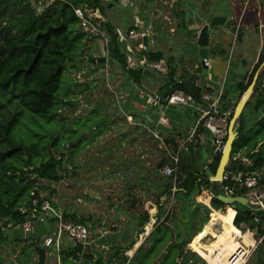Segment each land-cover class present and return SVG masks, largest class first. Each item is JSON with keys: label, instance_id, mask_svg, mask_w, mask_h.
<instances>
[{"label": "trees", "instance_id": "obj_1", "mask_svg": "<svg viewBox=\"0 0 264 264\" xmlns=\"http://www.w3.org/2000/svg\"><path fill=\"white\" fill-rule=\"evenodd\" d=\"M35 1L0 0V249L6 247L8 243L4 228H12L30 218L34 208L32 200L36 199L37 205L44 200L39 193L45 188L42 187V182L47 181L54 186L64 179L68 172L64 162L71 164L70 158L74 154V152L69 155L60 154V135H50L48 139L42 138V130L36 124L30 128V135L33 134L34 138L32 142L24 139L17 141L13 137V130L24 114L28 113L32 123H37L35 118H41L56 125L58 120L64 119L59 117L56 109L61 102L58 100V92L65 72L66 59L71 61L73 58L84 57V52L80 51L81 47L89 48L93 40L79 28L78 19L72 7L87 4L89 7L100 9L106 19L101 25L108 38L104 49L107 52L106 56L109 60L117 61L137 86L142 87V80H145V75L148 73L142 72L139 68L126 69V57L130 51L123 49L119 32L106 14V9L113 7L116 0H57L40 11L35 7ZM142 2L144 1L140 4ZM188 2L192 4L197 1L175 0L171 7L173 15L169 18L174 26L172 36L177 33L181 35L178 37L180 40L184 37H195L194 30L191 28L193 19L188 16L183 7ZM203 3L206 1L203 0ZM141 19L143 21V18ZM144 19L148 21L146 16ZM154 24L153 27L157 22ZM132 27L126 30L125 35ZM154 43L155 40L153 45ZM138 55L149 62L163 60L167 65V73H159L157 76L160 82L158 96L162 104H165L166 97L175 91L191 95L195 103L202 104V94L206 89L198 83V80L204 70L203 67L198 65L192 72L186 70L177 78L174 59L165 57L158 47H148L146 51ZM263 63L264 48L258 55L256 64L245 74L244 80L239 84L240 95L246 90ZM263 82L264 66L257 75L253 91L243 109V111L247 109L246 113L251 118V123H247L243 114L245 112L242 111L237 119V138L232 144L231 156L239 153L240 156L247 158L250 164L246 165L240 159L236 161L231 159L227 167L234 172L237 170L243 173L258 172L259 186H264V86L261 87ZM231 116L232 113L229 119ZM131 117L135 118L134 114ZM101 125L102 123L96 125L99 132L102 130L99 128ZM148 125H150L149 122ZM200 130L195 132L193 142L187 143L186 153L184 154V151L180 153L174 205L180 202L178 216L183 228L177 225V222L173 223L175 230L167 224L169 211H166V205L171 194V183L169 179L159 176L157 172L159 167L169 163L167 151L175 150L179 145L176 140L179 134H168L165 138L161 137L165 148L161 149L163 156L157 162L155 169L156 180L164 185L156 195L154 203L135 218L136 225L130 227L132 235L124 243L125 246L115 245L110 248L106 256L94 259L93 255L82 251L80 245L73 247L67 242V246L60 251L61 262L77 264L81 256L87 260V264H213L220 253H227L239 246L240 238H243L247 246L254 243L251 233L243 232L245 228L241 225L246 228H256L258 238L262 236L264 213L253 209L250 205L237 204L232 207L221 203L216 198L217 191L214 190V183L210 182L206 173L198 168V165H207L211 172H214L220 157L218 153L210 157V163H203V158L198 153L202 145L196 143ZM64 154L67 159H64ZM219 184L222 188V184ZM202 189L203 192H201ZM220 192L219 194L223 193L222 189ZM193 193L199 194V199L207 205L206 214L213 211L210 217H227V224L214 235V241L205 243L207 237L202 238L213 225H208L211 218L206 223L207 216L199 210L201 205L191 200ZM190 201L196 206L190 208ZM131 202L134 203L132 200ZM52 206L57 209V205L52 204ZM17 209H20V212H17ZM64 216H69L68 218L76 223L88 222L82 218L77 219L75 214L64 213ZM255 216L260 218V223H254ZM197 217L198 221L194 223L193 220ZM151 218L158 223L128 261L125 252L132 247L137 234L143 230L144 225ZM45 221L53 225L57 219L47 216ZM51 230L47 235L51 234ZM193 235L195 236L192 238ZM36 245H40V239L24 242L14 260L9 264L28 263L29 252L34 251L33 247ZM253 255L255 257L253 264H264V237ZM21 256L24 258L21 259ZM1 257L0 250L2 263Z\"/></svg>", "mask_w": 264, "mask_h": 264}, {"label": "rangeland", "instance_id": "obj_2", "mask_svg": "<svg viewBox=\"0 0 264 264\" xmlns=\"http://www.w3.org/2000/svg\"><path fill=\"white\" fill-rule=\"evenodd\" d=\"M196 1V3L191 4L188 2L185 6L183 5L190 18H192L194 11L205 14L204 8H206L205 12L207 13L209 10L207 8L213 6L216 14L226 16V23L218 29L233 33L234 42L232 43L234 48H232L233 53L232 51L231 53L233 55L239 53L243 55L244 53L251 56L255 54L257 47L260 46L258 40V35L261 33L259 21H263V19L259 20L256 17V11L252 9L251 1L254 0H249L248 7L246 6L244 10L243 4L247 0H205L206 3H203V0ZM168 2L169 0H144L141 4L135 2V5L128 6V4H121L120 1L116 0L113 7L106 9V14L111 23L113 18L116 21L119 19V23L117 22L119 28L115 29L121 37L130 26L139 24L141 18H143L141 24L144 28L148 22H157L154 29L156 28L157 31L162 29L164 36L153 39L155 40L154 47L158 45L164 50L165 57L169 56L174 59L176 65L175 76L179 78L186 70L189 72L193 70L189 69V62L181 54L182 48L187 46L188 38L191 39V37H184L180 40L178 37L181 35L176 33L175 36H172V28H170V25L168 26L163 18L164 16L172 17L173 15L170 8L171 0L170 4ZM145 16L148 21L144 19ZM240 16H242L241 19H239ZM195 27L197 26L195 25ZM121 37L119 36L120 39ZM93 45L96 52L99 53L98 45L96 43H93ZM94 49L83 46L80 51L84 52V57H90ZM100 56H102V53ZM82 58H73L71 61L68 58L66 59L65 72L58 92V100L61 102L56 109V112L60 115L59 117L64 119L58 120L57 127L53 122H46L41 118H35L37 123H32V119L26 112L28 116L26 114L21 116L20 122L13 130V137L17 141L24 139L32 142L34 138L33 134L30 135V128L33 124H36L42 130V138L48 139L50 135L59 134L61 140L59 153L69 155L74 152L70 158L71 164H67V161L64 162L68 172L65 178L56 185L53 186L47 181L42 182V187L45 188L39 191L40 197L57 205L58 215H60L62 221L73 222L68 218L69 216H64V213L67 215L75 214L77 219L82 218L85 222L87 220L86 225L89 226L91 231V244L95 241L96 233L100 232L101 235L103 232L105 235L114 237L117 240L116 243L123 247L131 236L130 227L136 225L135 218L141 215L146 207L149 208L154 203L156 195L164 185L155 178L156 164L163 156L161 137L165 138L168 134H179L176 140L180 143L186 137V131L193 129L199 115H194L192 110L190 111L187 108L180 113L178 111L180 107H176V110L173 106L168 105L161 107V109L154 108L155 111L158 110L157 117L163 115L173 120L175 128L179 131L169 130L160 133L154 124L150 123L148 125L146 119L148 115L146 116L145 111L139 115V113L129 108L122 91L128 89L130 78L117 61L107 58L105 63L92 64L89 61H83ZM233 65L230 62L229 66ZM178 66L183 67L180 68L179 72L177 71ZM78 75L80 78L77 77ZM118 75H120V85L112 87V83ZM232 76L233 68L229 67L226 69L224 76L226 87ZM243 112H245L243 113L245 120L250 124L251 118L246 113L247 109ZM132 114L135 117L133 119ZM98 123H102L99 127L102 129L101 132L97 129L96 125ZM200 131L203 135L204 145L201 144L198 138H196V143L202 145L198 153L202 156L203 163L206 164L209 163L212 156L213 139L208 131L204 129ZM78 145L79 147H77ZM210 150L211 152H209ZM183 153L185 154L186 151ZM64 159H67L66 155ZM206 159H208L207 162H205ZM220 189V184L214 183V190L217 191V194L221 193ZM203 191L202 189L201 192ZM191 198L194 203L201 205L199 210L207 216L206 223L211 218L208 225H213V228L220 232V228H223L228 222L227 217H220L219 220H217V216L210 217L209 213L206 214L205 207L207 205L199 199V194L194 195L193 193ZM192 201L189 202L191 204L190 208L196 206ZM179 203L177 202L176 206L173 203L174 206L168 210L169 219L167 224L173 230H175L174 222H177V225L183 228L178 216ZM89 218L91 220H88ZM28 219L30 220V218ZM197 221L198 217L193 220L194 223ZM57 223V221L53 225L47 221L44 224L36 223L34 232L26 236L20 229L4 228L8 243L6 247L0 249L2 254V263L0 262V264L12 262L22 244L30 240L27 238L36 237L37 239H35H40L41 243L43 237L51 229L52 234ZM74 223L76 222L74 221ZM214 229L209 230V232L217 234L218 232L216 233ZM209 238L210 236L206 238L207 242L205 243L211 240ZM254 238L258 240V234H254ZM64 243L60 247V251L67 246V242ZM98 243L99 248L101 240H98ZM89 246L85 248V253H90ZM29 253V262L25 264H35L37 260L36 253L34 251ZM227 253H220L217 259H224ZM20 258L23 259L24 257L21 256ZM254 261L255 257L252 255L248 264H253ZM45 264H57L56 255L47 256Z\"/></svg>", "mask_w": 264, "mask_h": 264}, {"label": "built area", "instance_id": "obj_3", "mask_svg": "<svg viewBox=\"0 0 264 264\" xmlns=\"http://www.w3.org/2000/svg\"><path fill=\"white\" fill-rule=\"evenodd\" d=\"M57 0H36L35 7L38 11H40L45 6L53 3ZM121 4L135 5V2H141L144 0H118ZM175 0H169L170 8L172 7ZM74 15L78 19L79 28L86 33L87 37L90 39H96L101 43L102 55L106 56L107 52L105 46L108 43V38L102 29V23L106 21L105 17L102 15L99 8L89 7L87 4L78 5L76 7H72ZM242 16L239 17L241 19ZM165 22L170 25L172 28V33L174 31V27L172 26V22L170 21L169 16L163 17ZM139 20V19H137ZM138 22V21H137ZM142 20H139V24L133 25L131 29H129L123 39L122 46L123 49H128L129 55L126 57V69H154L160 74L167 73V65L164 61H154L149 62L145 59H142L140 54L142 51H146L148 47H151L153 44V38L155 36L154 27L148 23L144 28L142 26ZM123 38V36H122ZM121 38V40H122ZM137 54V56H136ZM95 56V55H93ZM200 65V64H199ZM204 65L207 67L209 65L208 61H204ZM77 77L80 78L78 75ZM264 86V82L261 84V87ZM220 93L217 95H211V93L205 91L202 94L201 102L202 104H196L191 95L184 94L181 91H175L171 93L168 97H166V105H183L185 107H193L194 104L200 107L201 115L197 121L198 129H204L208 131L212 136V156H216L218 153L221 154L225 138L227 135V125L229 117L232 113V110H221L219 107L220 102ZM152 102L155 104H162L160 102V97L158 95H153ZM197 129V130H198ZM195 133H189V135L181 141L178 147L173 151H167L169 157V163L164 164L157 169L158 175L169 179L171 183V194L168 198V202L166 205V211L170 209V207L174 203V193L177 188V174L179 172V161H180V153L183 151H187L188 146L187 143L193 142L195 138ZM202 144V143H201ZM236 161L240 159V161L244 164H250V161L240 156L239 153H236L231 156L228 161ZM211 162V158L209 163ZM228 164L226 165L222 177V191L223 194L227 196H244L248 200V205L255 207V209L260 210L264 213V186H259V173L251 172V173H243L242 171L237 170V172L228 169ZM38 202L36 199L32 200V205L34 208L30 213V220H25L17 227L14 226L9 229H20L23 234L26 236L32 232H34V227L36 223L45 222V217L55 218L57 219V224L54 226L52 234L46 235L41 240L40 245L48 249L49 252L46 253V257L56 255L57 264H64L61 262L60 256V247L64 242H69L71 246L76 247L78 245L81 246L82 251L85 252V248L91 244V231L89 226L83 223H74L70 221H62L60 215H58V209H55L51 202L48 200H43L40 205H37ZM39 206V207H37ZM212 213V212H211ZM209 213V215H211ZM166 214V213H165ZM254 223L258 224L261 222L258 216L254 217ZM158 222L151 218L146 225H144L143 230L137 234L136 240L132 247L125 252L128 256V261L131 259L133 253L136 249L144 243L149 233L154 229L155 225ZM242 228H245L244 232H250L249 228H246L244 225H241ZM214 229L213 226L210 230ZM255 231L250 232L251 235L256 233ZM264 229V226H263ZM215 230V229H214ZM212 232H207L205 236L202 238H206V236ZM95 234V233H94ZM264 237V232L262 236L258 238V240L254 241L252 245L245 246L240 244L236 246L231 253H229L223 264H248L250 257L253 255L255 249L260 244L262 238ZM36 237H31L27 239H35ZM91 246V245H90ZM89 246L90 254H93L91 247ZM110 248L107 249L103 256H106ZM87 253V252H86ZM214 257V256H212ZM84 259L81 256L77 261V264H81L80 260ZM206 260V259H205ZM127 261V262H128ZM207 261V260H206ZM75 262V260H73ZM207 263H209L207 261Z\"/></svg>", "mask_w": 264, "mask_h": 264}, {"label": "crops", "instance_id": "obj_4", "mask_svg": "<svg viewBox=\"0 0 264 264\" xmlns=\"http://www.w3.org/2000/svg\"><path fill=\"white\" fill-rule=\"evenodd\" d=\"M248 4H249V0L244 2L243 10L246 9V6L248 7ZM251 4H252V9L256 11L255 12L256 17L259 18V20L263 19V21L262 20L259 21V29L261 28L260 29L261 33L258 35V40L260 42V46L257 47V50L255 51V54L253 56L245 55L244 53L243 55L241 53L237 55L232 54L233 53L232 48H234V44L232 43L234 42L233 33H229L227 31L224 32L222 30H219L218 29L219 27L211 31V38H210V44L208 47V58H207L209 65L207 66L206 69L203 68L204 70L202 71L199 77V80H198L199 82L198 81L197 82L202 87H204L207 92L211 93V95L215 96L220 93L221 99L219 102V107L221 108V110H233L236 102L241 97L239 84L244 80L245 74L249 72L253 68V66L256 64L258 55L261 53L262 49L264 48V0H254V1H251ZM212 8L214 7L209 6L207 9L211 10ZM205 10L206 8H204V13H206ZM202 15H205V14H202ZM111 21L115 28H119L118 27L119 24L117 25V22L119 23V19L118 21H116V19L113 18ZM148 23H150L153 26L155 25L152 22H148ZM191 28L194 30L195 37L194 38L191 37V39L188 38L187 46L183 47L181 50L182 56L185 57V59L189 62L190 70L196 69L198 67L197 65L200 64L199 59L197 57L198 47L195 44L197 27H195V24L193 23ZM159 30L157 31L155 28L154 30L155 36L156 37L164 36L162 33L163 32L162 29L160 31ZM124 37H125V34H123V38L121 37L122 38L121 42H123ZM93 43H96V45H98L99 50H100L99 53H97L96 50L94 49L95 47ZM229 45H232V46H229ZM152 47H154V45H152ZM156 47H158L160 51L164 52V50L158 45H156ZM89 48L94 49V52L92 55H95L96 57H98V55L100 56L102 53L101 43L98 42L96 39H93L92 42H90ZM229 59H230V62L234 64L233 66H229L230 64ZM228 66L233 68V76L229 84L226 87L225 86L226 80L224 82V76H225L226 69L229 68ZM262 66H264V64H262ZM261 67L259 68L258 73ZM180 68H183V67L178 66L177 68L178 72L180 71ZM141 71L148 72L147 75H145L146 76L145 80H142V87L137 86L136 84H134L132 79H130L128 83V89L123 90L122 92H124V98L127 100L129 108L132 109V111H136L137 113H139V115L143 111H145L146 116L148 115L146 118L148 122L151 124H154V126L160 133L168 132L169 130L170 131L175 130L177 132L179 131L175 128V123L173 122V120H170L166 116H163V115H158L157 117L156 114H159V113H157L158 110L155 111L156 109L154 108L161 109V107H164V106L166 107L168 105L170 107L173 106L177 110L176 107H180V109L178 110L180 113H182L181 111H184V109L187 108L190 111L192 110L194 115L197 116L198 114L200 117L201 115L200 107H198L195 104L193 107H185L183 105H178V104L177 105H171V104L166 105V104L153 103L152 102L153 95H159L158 87L160 86V82H159L158 77L156 76L157 74H159V72H157L154 69H141ZM154 73H157V74H154ZM119 76L120 75H118L116 77L117 79H115L114 82L112 83V87H118L120 85ZM154 81H156L157 83L156 82L153 83ZM199 117L197 118V121ZM197 121L195 122L192 130L189 129L188 131H186V134H185L186 137L188 136L187 135L188 133H194L197 131L198 129V126L196 124ZM193 130L194 132H192ZM197 138L200 140L202 145H204L203 135L201 132L198 134ZM217 211L220 212V210H217ZM217 220H219V217H217ZM249 229L250 231L251 230L255 231L254 228H249ZM215 231L216 233L217 232L219 233V231L217 230ZM212 233H209L206 236L207 238L208 236H210L211 238L210 241L215 240L214 238L215 234L214 233L212 234ZM131 235H132V232H131ZM252 237H253V241H256L254 238V234H252ZM98 240H101V243H100L101 246L99 248H98V244H99ZM116 241L117 240L114 237L110 235H105L103 232L101 235H100V232L96 233L95 241L90 246L93 252V254L91 255H93L94 259H97L103 256V253L107 251L108 247L112 248L115 245H119L116 243ZM204 242H207V239ZM80 262L81 264H87V260L85 258L81 259ZM65 264H68V263H65Z\"/></svg>", "mask_w": 264, "mask_h": 264}, {"label": "water", "instance_id": "obj_5", "mask_svg": "<svg viewBox=\"0 0 264 264\" xmlns=\"http://www.w3.org/2000/svg\"><path fill=\"white\" fill-rule=\"evenodd\" d=\"M194 24L197 26L196 31V39L195 43L198 47L197 57L199 59L200 66L206 69L207 67L204 65V61L208 58V47L210 44L211 31L215 28L221 27L226 23V16L223 14H216L215 9L212 8L205 15L194 11L192 16ZM83 61H89L92 64H101L105 63V56L100 57H83ZM264 64V63H263ZM258 72L253 76L251 83L248 85L246 90L241 95L240 99L236 102L235 107L232 112L231 118L228 120L227 125V135L225 138V143L223 150L220 154L216 170L211 172L210 168L207 165H198V168L201 171H204L207 175V178L212 183H221L222 173L228 164L230 154L232 151V144L234 140L237 138L236 135V126L237 119L242 113L244 106L247 100L250 97V94L253 91ZM216 198L223 203L224 205H231L235 207L237 204L242 206H248V200L244 196H227L225 194H217ZM257 210V209H255ZM17 212H20V209H17ZM34 252L37 255V260L35 264H45L46 253L49 252L48 249L43 248L41 245H36L33 247Z\"/></svg>", "mask_w": 264, "mask_h": 264}, {"label": "bare ground", "instance_id": "obj_6", "mask_svg": "<svg viewBox=\"0 0 264 264\" xmlns=\"http://www.w3.org/2000/svg\"><path fill=\"white\" fill-rule=\"evenodd\" d=\"M239 244H243V245L247 246V244L244 243L243 238H240V239H239ZM233 249H234V248H233ZM233 249L230 250V251L224 256V259H217L213 264H216V263L223 264V263H224V260H225V258H226V256H227L229 253H231V252L233 251Z\"/></svg>", "mask_w": 264, "mask_h": 264}, {"label": "clouds", "instance_id": "obj_7", "mask_svg": "<svg viewBox=\"0 0 264 264\" xmlns=\"http://www.w3.org/2000/svg\"><path fill=\"white\" fill-rule=\"evenodd\" d=\"M196 31H197V30H196ZM155 37H156V36H154V38H155ZM154 38H153V39H154ZM121 43H122V42H121ZM152 45H153V44H152ZM151 47H152V46H151ZM91 56H93V55H91ZM91 56H90V57H91ZM102 56H104V55H102ZM140 56H141V55H140ZM94 57H96V56H94ZM98 57H100V56H98ZM105 58L107 59V56H105ZM197 66H198V65H197ZM199 66H200V65H199Z\"/></svg>", "mask_w": 264, "mask_h": 264}]
</instances>
